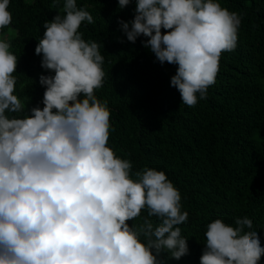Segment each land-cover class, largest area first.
Instances as JSON below:
<instances>
[{"label":"clouds","instance_id":"clouds-1","mask_svg":"<svg viewBox=\"0 0 264 264\" xmlns=\"http://www.w3.org/2000/svg\"><path fill=\"white\" fill-rule=\"evenodd\" d=\"M8 4L0 0V28L11 23ZM62 11L44 21L34 49L52 74L39 76L43 107L29 114L13 94L17 57L0 39V264L179 260L188 253L177 227L187 221L180 193L163 171L131 172L108 146L109 109L94 94L104 77L100 45L78 31L92 16L76 0H63ZM118 24L128 42L143 36L161 65H176L170 86L193 107L215 83L220 54L235 48L240 17L218 0H135L133 18ZM234 225H205L199 264H259L264 246L251 221Z\"/></svg>","mask_w":264,"mask_h":264},{"label":"trees","instance_id":"trees-1","mask_svg":"<svg viewBox=\"0 0 264 264\" xmlns=\"http://www.w3.org/2000/svg\"><path fill=\"white\" fill-rule=\"evenodd\" d=\"M218 3L240 17L236 46L220 54L215 83L189 107L169 83L176 65H161L142 46L147 38L131 43L120 30L118 21L133 18L135 0L122 9L118 0H76L93 20L78 31L100 45L103 57V83L94 94L109 109L108 146L131 162V172L163 171L187 212L177 227L188 253L179 260L161 253V264H199L205 225L217 218L232 226L236 218L249 219L264 246V0ZM62 9L63 0H9L11 23L0 28V39L17 57L13 94L26 114L43 107L39 76L52 73L41 67L34 49L44 21L63 15ZM145 216L142 210L126 223L139 224Z\"/></svg>","mask_w":264,"mask_h":264}]
</instances>
